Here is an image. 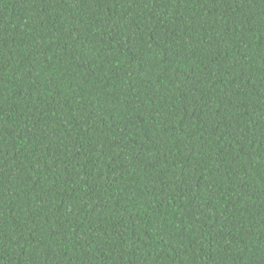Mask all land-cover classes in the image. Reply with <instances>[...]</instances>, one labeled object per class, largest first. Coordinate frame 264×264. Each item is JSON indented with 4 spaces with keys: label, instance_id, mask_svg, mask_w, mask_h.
Returning a JSON list of instances; mask_svg holds the SVG:
<instances>
[{
    "label": "trees",
    "instance_id": "1",
    "mask_svg": "<svg viewBox=\"0 0 264 264\" xmlns=\"http://www.w3.org/2000/svg\"><path fill=\"white\" fill-rule=\"evenodd\" d=\"M0 264H264V0H0Z\"/></svg>",
    "mask_w": 264,
    "mask_h": 264
}]
</instances>
